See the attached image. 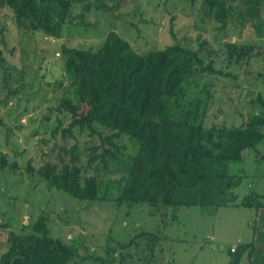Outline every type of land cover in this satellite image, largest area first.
Segmentation results:
<instances>
[{
    "label": "trees",
    "instance_id": "obj_1",
    "mask_svg": "<svg viewBox=\"0 0 264 264\" xmlns=\"http://www.w3.org/2000/svg\"><path fill=\"white\" fill-rule=\"evenodd\" d=\"M188 1L192 7L199 4L201 21L214 22L218 32L225 31L236 15L252 26L249 19L260 18L261 9H264V0ZM126 3L127 0H97L95 7L121 19L119 9ZM81 4L85 11H90L88 0H0V13L4 9L12 12L16 34L41 33L43 37L59 39L63 26L73 22V10ZM79 24H85L84 20ZM256 28L264 31L261 22ZM172 36L174 43L145 53L137 52L116 31H110L98 46L62 45L59 63L69 82L66 93L74 95V98L64 96L58 104L60 113L65 111L70 115L67 126L61 131L62 138L67 141L84 133L98 135L106 146H102V152L94 154L92 160L100 159L108 169V159H111L122 174L117 180L85 176L78 146L74 144L61 149V153L70 157L67 162L60 157V164L47 162L38 169L28 163L26 171L32 182L41 181L53 191L94 205V209L102 208L101 203L106 202L130 208L149 205L154 214L162 215L171 207L228 205L226 197L239 181L238 177L229 174V164L241 162L245 149L255 148L263 141L264 117L249 114L241 124L238 121L232 126L207 123L208 114L213 113L211 104L220 87L219 77L235 76L216 67L217 52L209 48L210 43L201 34L180 39H176L174 33ZM17 38L0 17L3 100L20 92L22 86L13 88L12 85L20 84L25 75L22 67L8 59L16 48L15 45L10 48L9 44ZM223 47L229 66L248 64L264 52L262 44L252 41L245 44L223 42ZM199 79H205L200 89L202 98L196 97L185 106L184 99L191 82ZM83 95L88 97L89 105L80 113L75 101ZM254 102L264 108V99L259 94ZM223 108L217 107L214 112L219 110L222 114ZM238 115L243 118L241 112ZM123 138L137 148L127 163H123L119 155L124 147L120 144ZM261 159L264 160V156ZM0 169L16 172L19 166L16 162L8 164L3 155ZM114 169H110L112 174ZM255 200L256 196L250 195L239 205L253 207ZM84 205L82 214L73 217V224H79L80 217L88 212L85 210L87 204ZM49 221L42 211L31 222L29 231L6 230V224L0 223V229L7 233L5 240L0 242V264H81L85 259L82 250H88L89 246L78 244L79 247H74L75 241L67 238L68 242H65L54 237ZM62 221L71 223L66 219ZM166 239L157 233L142 232L128 242L120 243L109 235L105 240L107 256L96 262L161 264L163 259L158 253ZM257 247L254 241L236 247L234 252L231 251L235 254L231 264H238L246 252L250 264L263 262L264 256L258 257Z\"/></svg>",
    "mask_w": 264,
    "mask_h": 264
},
{
    "label": "rangeland",
    "instance_id": "obj_2",
    "mask_svg": "<svg viewBox=\"0 0 264 264\" xmlns=\"http://www.w3.org/2000/svg\"><path fill=\"white\" fill-rule=\"evenodd\" d=\"M88 2L90 11H85L83 4L77 6L72 13L73 22L63 26L59 39L43 37L41 33L16 34L12 12L4 9L0 13V17L18 37L9 44L10 48H16L14 55L8 59L22 67L25 73L20 84L12 85L13 88L22 86L17 95L3 100L0 89V157L5 155L8 164L16 162L19 166L16 172L0 169V223L6 224V230L29 231L31 222L43 211L50 218L49 226L54 237L65 242L68 239L75 241L74 247L81 244L89 246L88 250H82L85 259L81 264H100L96 259L107 256L105 240L109 235L114 241L126 243L142 232L167 237L158 253L163 259L161 264H231L235 258L231 248L252 241L258 244V257L262 258L264 160L261 157L264 156V139L255 148L245 149L241 162L229 164V174L238 177L239 181L226 197L228 205L171 207L162 215L154 214L149 205L130 208L106 202L101 203L102 208L94 209V205L53 191L41 181L34 183L30 180L26 171L28 163L38 169L47 162L60 164V157L67 162L70 157L61 153V149L74 144L78 146L85 176L97 175L100 180L120 178L122 171L114 166L111 159H108V169L104 168L100 159L92 160L94 154L99 155L102 146H106L98 135L84 133L76 139L63 140L61 131L67 126L70 115L57 110L64 96L74 98L72 93H66L69 82L59 63L62 45L98 46L110 31L122 35L139 53L174 43L173 33L176 39L185 36L194 38L201 34L210 43L209 48L217 52L216 67L235 76L219 77L220 87L211 104L210 111L213 113L208 114L207 123L232 126L238 121L241 124L249 114L264 117V108L254 102L258 94L264 99V52L248 64L229 66L223 47V42L245 44L252 41L262 44L264 48V31L256 28L259 22L264 26L263 8L260 18L249 17L252 26L236 15L225 31L218 32L214 22L208 19L201 21L199 4L192 7L188 0H127L119 9L121 19L98 10L95 7L97 0ZM81 20L85 24L80 25ZM1 76L0 73V80ZM204 81L191 82L184 99L185 106L196 97L202 98L200 89ZM75 102L80 113L89 105L85 95ZM221 106H224L222 114L219 110L214 112L215 108ZM239 112L243 118L238 115ZM261 131L264 133V126ZM120 144L124 145L119 152L121 161L127 163L137 148L126 138ZM93 148L97 150L93 151ZM113 168L116 171L112 174L110 169ZM250 195L256 196L253 207L239 205ZM84 204H87L85 210L88 212L80 217L79 224H73V217L82 214ZM65 219L71 223L62 221ZM6 237L7 233L0 229V242ZM238 264H250L248 252L243 254ZM256 264H264V261H257Z\"/></svg>",
    "mask_w": 264,
    "mask_h": 264
},
{
    "label": "built area",
    "instance_id": "obj_3",
    "mask_svg": "<svg viewBox=\"0 0 264 264\" xmlns=\"http://www.w3.org/2000/svg\"><path fill=\"white\" fill-rule=\"evenodd\" d=\"M231 251H233V252H234V251H235V248H232V249H231Z\"/></svg>",
    "mask_w": 264,
    "mask_h": 264
},
{
    "label": "crops",
    "instance_id": "obj_4",
    "mask_svg": "<svg viewBox=\"0 0 264 264\" xmlns=\"http://www.w3.org/2000/svg\"><path fill=\"white\" fill-rule=\"evenodd\" d=\"M241 243V242H240Z\"/></svg>",
    "mask_w": 264,
    "mask_h": 264
}]
</instances>
